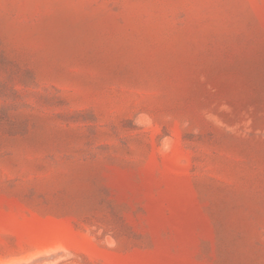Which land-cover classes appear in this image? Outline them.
I'll list each match as a JSON object with an SVG mask.
<instances>
[{
  "label": "rangeland",
  "instance_id": "1",
  "mask_svg": "<svg viewBox=\"0 0 264 264\" xmlns=\"http://www.w3.org/2000/svg\"><path fill=\"white\" fill-rule=\"evenodd\" d=\"M0 264H264V0H0Z\"/></svg>",
  "mask_w": 264,
  "mask_h": 264
}]
</instances>
